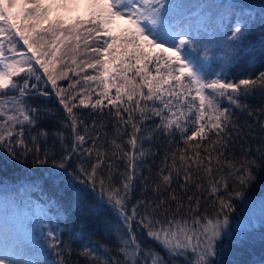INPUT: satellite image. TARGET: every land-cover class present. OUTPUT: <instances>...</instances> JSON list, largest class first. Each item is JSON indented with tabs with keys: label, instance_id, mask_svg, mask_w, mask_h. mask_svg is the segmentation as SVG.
Listing matches in <instances>:
<instances>
[{
	"label": "snow or ice",
	"instance_id": "6c2138e0",
	"mask_svg": "<svg viewBox=\"0 0 264 264\" xmlns=\"http://www.w3.org/2000/svg\"><path fill=\"white\" fill-rule=\"evenodd\" d=\"M83 2L82 17L71 15L82 0H0V162L31 158L33 167L47 169L40 186L63 197L51 201L57 223L45 222V214L35 239L3 235L0 264H67L62 249L71 256L77 242L85 264H264V231L259 257L223 258L257 243L250 220L238 230L230 222L264 177V107L258 115L245 103L264 97V70L238 80L230 70L264 69V0L201 5L207 11L195 16L174 0ZM63 80L66 86L58 84ZM53 94L62 117L32 102ZM80 108L89 111H74ZM41 119L56 127H38ZM161 138L166 145L179 138L184 147L168 149L151 184L140 177L141 199L129 209L137 172L153 154L145 141ZM85 227L114 241L115 254L97 260L80 234Z\"/></svg>",
	"mask_w": 264,
	"mask_h": 264
},
{
	"label": "trees",
	"instance_id": "16d2710c",
	"mask_svg": "<svg viewBox=\"0 0 264 264\" xmlns=\"http://www.w3.org/2000/svg\"><path fill=\"white\" fill-rule=\"evenodd\" d=\"M175 3L182 4L187 6L185 8V13L188 16H195L197 13L206 12L207 9L200 8L198 6L201 5H210V4H218L223 2V0H174ZM84 11H79L75 13H71L72 16L80 15L84 16ZM6 48H7V42ZM82 44V41H81ZM21 50L26 51V49H23L22 42L19 46ZM9 56L11 54H8ZM192 55L195 56H203L202 52H193ZM83 59V57L78 58ZM211 67V66H210ZM264 70L260 69L259 66L254 67H248L244 65L234 66L230 72L231 76L230 78L238 80L240 78L246 77V76H255L257 70ZM219 70L218 68L216 69ZM89 72H93V70L89 69ZM23 75V74H21ZM71 75V74H70ZM14 79H19V77H16ZM90 84L92 82H89ZM59 85L66 86L68 84L67 80L58 81ZM41 86L42 83H41ZM93 87H95V84H92ZM48 90L52 91L51 85H48ZM93 99H96V96L93 95ZM33 103H39V107L42 109H56L58 111L59 116H64L65 114L60 109V106L55 103L54 94L53 99L49 100L44 97H37L33 98ZM246 104H248L252 109L257 111V114L259 115V109L261 107H264V97H262L259 93H257L255 96H250L246 101ZM223 106H227V103L224 102ZM74 111L82 112L87 114L89 109H74ZM107 111V109H105ZM236 115L239 117L240 121L243 122L245 119L248 120L249 123H254L253 118L247 117L244 114H241L240 112H237ZM264 118V117H261ZM84 119L87 123H91V118L87 115L84 116ZM152 122L150 121L149 124ZM106 128L104 129L108 134L109 137L115 135V129L113 128V124L110 118L105 119ZM38 127L43 128L47 131H52L56 125L54 122L46 119H41L38 122ZM33 135L36 134V130H33ZM69 145L71 141H68ZM41 146L43 147V141L41 143ZM48 146H52V140L51 137L48 139ZM107 147V146H106ZM151 147L152 153L151 155H147L145 157V162L142 165L141 170L137 172V179L135 181V188L134 191L128 201V207L131 209L132 205L136 203L137 200L141 199V190L144 186V181L140 178L141 176L147 177L149 184L152 183V180L154 179L155 173L162 168L164 165L162 161L164 160V156L167 153L168 149L171 148L172 150H175L177 147H184L183 143L180 141L179 138L173 140L169 144H165L164 138L156 139L149 144V142L145 141V148ZM60 145L57 143L55 151L59 152ZM239 154V149H237V155ZM76 158H73V163H75ZM169 159V163H170ZM120 172H124L123 163L121 162L119 164ZM151 169V172L149 171ZM47 171V169L42 168H36L33 167L31 164V158H29V161L25 165H8L3 162H0V239H3V235L5 233L8 234L9 238H15L16 236L24 237L26 240L29 238L35 239L39 235L40 228H39V220L41 217H44L45 214H47V217L45 219V222L48 220H51V223L55 225L57 223L56 220V214L58 209L56 208L54 203H51V201H61L63 202L62 193L56 189L53 188L50 184L44 183L42 186H40V178L43 176L44 172ZM117 181H119V177H117ZM33 182H36L38 185L37 187H33ZM264 198V177L261 178L259 182H257L255 185L252 186L250 191L248 192V197L245 201V203H238L237 204V210L232 213L231 216V222L230 226L233 230H238L244 225L247 224H241V220L243 218L244 214V207L245 204L249 201L257 200ZM18 211L22 214H24L27 217H24V226L22 227H16V225L13 223L12 220L5 219V212L6 215L9 212ZM208 211L211 212V208H208ZM3 218V219H2ZM257 228L256 240L257 243L254 247H249L247 249H243L240 252H238L235 256H229L225 255L223 258L225 260L227 259H239L240 261H246L248 259H251L253 256L259 257L260 255V245H259V235L260 231H264V229H261L260 225V219L255 224ZM64 225L61 224L62 231L58 233V235H61L62 239L67 244L69 241V233L67 231L63 230ZM84 241L86 243H90L92 247L97 249V256L96 259L99 261H103L105 258V253L108 256H112L115 254L114 250L116 248V244L114 241L109 240L108 238H102L99 233H94L91 228L85 227L83 231L80 233ZM137 236L141 239V241L145 244H150L151 242L144 239V236L139 231L137 232ZM227 243V242H225ZM108 245V248H104V245ZM81 245L77 242L72 245V255L68 256L67 254V247L63 248L64 252V259L67 261V264H85L84 258L80 256L79 249ZM152 247H156L158 251L161 252V255L166 254L158 248V246L152 244ZM111 248L113 251H109L108 249ZM52 259H56L55 256L51 257Z\"/></svg>",
	"mask_w": 264,
	"mask_h": 264
},
{
	"label": "rangeland",
	"instance_id": "374dc122",
	"mask_svg": "<svg viewBox=\"0 0 264 264\" xmlns=\"http://www.w3.org/2000/svg\"><path fill=\"white\" fill-rule=\"evenodd\" d=\"M85 3L82 0V3L79 6V11H84L85 12ZM76 11H73L72 13H75ZM244 214L243 218L241 220V224H248L249 220L253 223L256 224L261 217H264V198L249 201L245 204L244 207ZM10 219L13 221V223L16 225V227H22L25 224L21 221L24 219L25 216L24 214L18 212V211H13L10 212V214H7ZM28 218V217H27ZM25 220V219H24Z\"/></svg>",
	"mask_w": 264,
	"mask_h": 264
}]
</instances>
